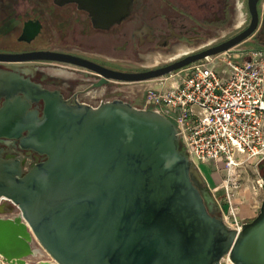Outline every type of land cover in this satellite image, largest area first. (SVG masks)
<instances>
[{"label": "water", "instance_id": "water-1", "mask_svg": "<svg viewBox=\"0 0 264 264\" xmlns=\"http://www.w3.org/2000/svg\"><path fill=\"white\" fill-rule=\"evenodd\" d=\"M260 1L247 0L249 22L237 34L146 70H113L52 51L0 54V61L70 63L101 75L102 82L153 80L254 36L261 26ZM133 2L53 0L59 6L76 4L94 28L103 30L124 20ZM34 25L25 22L20 38L34 36L40 24ZM12 87L25 101L7 99L0 110V136L20 138L28 131L21 146L47 157L26 173L18 161L0 157V198L20 210L17 217H0V264H28L34 238L58 264H224L226 256L233 264H264V161L258 163L259 212L238 231L207 205L193 181L201 174L165 115L122 100L97 107L68 104L58 91L0 70V90ZM39 99L45 103L42 117L26 114L27 100Z\"/></svg>", "mask_w": 264, "mask_h": 264}, {"label": "built area", "instance_id": "built-area-1", "mask_svg": "<svg viewBox=\"0 0 264 264\" xmlns=\"http://www.w3.org/2000/svg\"><path fill=\"white\" fill-rule=\"evenodd\" d=\"M222 59L228 66L227 75L216 72L215 59L209 56L178 73L143 81L141 103L134 107L168 117L175 125L182 152L199 172V164L222 160L226 179L221 187L228 206L220 217L239 231L242 222L231 198L232 187H237L235 170L254 160L256 164L264 161V51L253 50L240 63L229 55ZM217 190H210L214 202ZM4 201L15 209V216L6 215ZM217 205L221 211L222 204ZM0 207L4 209L0 217L20 215L18 206L5 197L0 198ZM225 260L229 261L228 256Z\"/></svg>", "mask_w": 264, "mask_h": 264}, {"label": "flooded vegetation", "instance_id": "flooded-vegetation-1", "mask_svg": "<svg viewBox=\"0 0 264 264\" xmlns=\"http://www.w3.org/2000/svg\"><path fill=\"white\" fill-rule=\"evenodd\" d=\"M143 3L142 5L140 4L139 9L137 0H134L132 10L129 15L119 24H116L107 30L94 28L87 13L78 9L76 4L67 3L59 6L53 3L56 7H65L68 5L75 6V12L84 13L86 15L85 20L79 17L75 19L71 17H61L62 19H59L53 15L54 12L51 11L52 15H50V17L54 19L56 28L60 29L61 32L56 39L53 34L44 33V20L39 14L20 20V15L17 11H8L7 13L4 11L6 14L3 16V19L1 18L0 20V31L4 34L7 33L6 29H8V27L6 22L10 25L19 22L20 30L19 33L11 32V35L13 36L12 41L7 45L0 46V54H22L33 51H52L85 59L113 70L135 72L149 69L126 68L119 63L118 59L104 56L100 53L95 40L86 44L87 39H96L102 35V33H109V31L113 28L119 26L121 27V25L125 23L126 25L120 33V37L123 38V46L121 47L122 52L130 50L131 53L134 54L136 49H141L146 46L148 49H160L164 53L166 51H170L176 45H184L181 42L183 41V36L186 32V30H184V26L179 25L180 28L177 31L170 22L167 23V29L165 31L163 26H151L147 22ZM7 18L9 19L7 20ZM25 22L29 23V28L35 26L34 22H36V24L39 23L40 29L34 36L27 35L25 38H20ZM75 24L80 25L79 30H77L78 28ZM9 30L11 31V29ZM138 55L140 58L144 57L142 54ZM169 62L171 61L161 65ZM54 69H63L69 74V76L65 77L50 74L49 71ZM0 70L12 74H19L33 83L40 84V86L45 90L58 91L68 104H85L91 107H97L103 102L117 100L118 98L136 107L141 103V97L139 95L133 94L132 96L130 91L121 89L119 85L113 86L111 84L114 82L112 79H107L102 82L101 75L87 68L70 63L39 59L25 63L0 61ZM59 77L70 80L74 79L75 81L72 82L68 80L69 83H66L56 79ZM81 84L82 87L80 86ZM104 86H109V89L107 91H101L98 95H95L98 98L97 104H94L91 98L85 97V95L91 92L96 94L97 90ZM16 98H20L25 101L24 95L20 92H16L13 87L6 92L0 90V110L4 108L7 99H9L10 102H14ZM27 103L25 111L26 114L37 112L38 117H42L45 108V103L42 99L34 101L27 100ZM26 135H28V131H23L21 137ZM21 137L8 138L6 136H0V157L8 161H18L21 165L22 173H26L35 163L44 161L47 155L30 148H23L20 144ZM193 181L200 191L206 194L208 198L207 205H211L213 202L212 194L207 181L202 174L200 181L195 177H193ZM2 205L9 204L4 201L2 202ZM212 212L214 211L212 210Z\"/></svg>", "mask_w": 264, "mask_h": 264}, {"label": "rangeland", "instance_id": "rangeland-1", "mask_svg": "<svg viewBox=\"0 0 264 264\" xmlns=\"http://www.w3.org/2000/svg\"><path fill=\"white\" fill-rule=\"evenodd\" d=\"M137 3L139 9L140 4L142 5L143 3L147 22L153 27L163 26L165 31L167 29V23L170 22L177 31L180 26H184L186 32L181 42L189 48L188 52L197 51L232 37L247 26L250 18L247 0H137ZM236 3L241 4V18L238 17ZM75 10V6L72 5L56 7L52 0H0V20L1 18L3 19V16L8 11H17L20 15V20L39 14L44 20V33L53 34L55 39L58 38L61 32L60 29L56 28L54 19L50 17V15H52L51 11L54 12L53 15L59 19H62L61 17H71L73 19L79 17L85 20L86 15L84 13L75 12ZM4 11H6V13ZM6 25L8 27V29H6L7 33L4 34L0 31V46L7 45L12 41L13 36L11 32L19 33L20 30L19 22L11 25L6 22ZM125 25L124 23L121 27H115L110 30L109 33H102V35L96 39L89 38L86 40V44L95 40L100 53L104 56L118 59L122 66L130 69L151 68L171 61L170 59L167 61H159L155 64H148L146 60L140 58L138 54H156L163 53V51L160 49H148L146 46L141 49H136L134 54L131 53L130 50L122 52L121 47L123 46V38L120 37V33ZM75 26L78 28L77 30H79L80 25L75 24ZM9 29H11V31ZM237 48L238 46H235L230 51L236 53L235 51ZM230 51L213 56L215 59V70L220 75L228 74V66L222 58L227 56L228 53H231ZM230 55L233 56V54ZM178 72L179 71H174L172 74ZM168 75H165V77ZM56 79L66 83L75 81L74 79L70 80L60 77ZM113 81L114 82L111 83L113 86L119 85L121 89L130 91L132 96L135 93L140 97L142 95L141 90L143 89V85L146 84L143 81L127 83ZM167 82H169V80H167ZM80 86L82 87V84ZM108 89L109 86H104L98 89L96 94L91 92L85 95V97L91 98L94 104H97L98 98L95 95H98L101 91H107ZM139 89L140 91H138ZM199 170L207 181L211 192L218 187V190L215 191V202L213 200L210 207L216 214L223 216L226 213L228 204L225 199L224 190L221 187L223 181L226 179V169L222 160L219 159L217 161L199 164ZM233 180L237 185L236 188L232 187L231 194V198L234 199V208L246 201H252L253 203L254 201H257V203L262 202L263 189L262 184H260L261 170L259 164H256L255 160L238 167L235 170ZM217 203L222 204L223 209L221 211ZM6 206H8V213H6V215L15 216V209L12 208V206ZM32 245L38 248L40 253L28 256L26 258L28 264H58L35 238ZM224 264H228V261L225 260Z\"/></svg>", "mask_w": 264, "mask_h": 264}, {"label": "crops", "instance_id": "crops-1", "mask_svg": "<svg viewBox=\"0 0 264 264\" xmlns=\"http://www.w3.org/2000/svg\"><path fill=\"white\" fill-rule=\"evenodd\" d=\"M260 10V23L261 26L254 36H250L248 39L240 43L236 49V53H228L231 59L235 62H242L250 57V52L253 50L264 51V0L259 3ZM230 54H233L230 55ZM261 202L246 201L245 203L238 205L236 210L238 217L242 223L252 220L259 212Z\"/></svg>", "mask_w": 264, "mask_h": 264}, {"label": "bare ground", "instance_id": "bare-ground-1", "mask_svg": "<svg viewBox=\"0 0 264 264\" xmlns=\"http://www.w3.org/2000/svg\"><path fill=\"white\" fill-rule=\"evenodd\" d=\"M241 9H242L241 4L236 3V11H237L239 18H241V16H242L241 15ZM188 51H189V48H187L185 45L179 44V45H176L175 47H173V49H171L168 52L156 53V54H146V55H144L143 58L146 60V62L148 64H155L159 61H167V60L173 59L174 57L185 54ZM49 72H50V74L56 75V76H65V77L69 76V74L66 71H64L63 69H54V70H50ZM33 250L35 253H40V250L36 247H34ZM228 264H233V263L229 260Z\"/></svg>", "mask_w": 264, "mask_h": 264}, {"label": "trees", "instance_id": "trees-1", "mask_svg": "<svg viewBox=\"0 0 264 264\" xmlns=\"http://www.w3.org/2000/svg\"><path fill=\"white\" fill-rule=\"evenodd\" d=\"M9 18H7V20H8Z\"/></svg>", "mask_w": 264, "mask_h": 264}]
</instances>
